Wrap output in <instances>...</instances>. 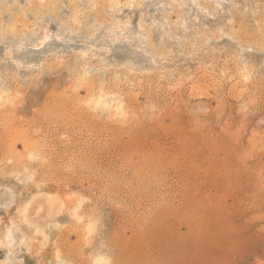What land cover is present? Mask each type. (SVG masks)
Masks as SVG:
<instances>
[{
  "label": "rangeland",
  "instance_id": "rangeland-1",
  "mask_svg": "<svg viewBox=\"0 0 264 264\" xmlns=\"http://www.w3.org/2000/svg\"><path fill=\"white\" fill-rule=\"evenodd\" d=\"M98 261L264 264V0H0V264Z\"/></svg>",
  "mask_w": 264,
  "mask_h": 264
},
{
  "label": "snow or ice",
  "instance_id": "snow-or-ice-1",
  "mask_svg": "<svg viewBox=\"0 0 264 264\" xmlns=\"http://www.w3.org/2000/svg\"><path fill=\"white\" fill-rule=\"evenodd\" d=\"M97 264H100V261H98ZM103 264H109V262L108 261H103Z\"/></svg>",
  "mask_w": 264,
  "mask_h": 264
},
{
  "label": "bare ground",
  "instance_id": "bare-ground-1",
  "mask_svg": "<svg viewBox=\"0 0 264 264\" xmlns=\"http://www.w3.org/2000/svg\"><path fill=\"white\" fill-rule=\"evenodd\" d=\"M108 17V16H107ZM122 109V108H121Z\"/></svg>",
  "mask_w": 264,
  "mask_h": 264
}]
</instances>
